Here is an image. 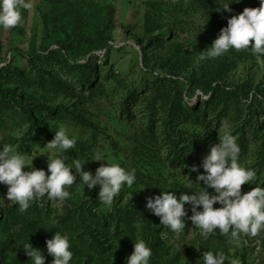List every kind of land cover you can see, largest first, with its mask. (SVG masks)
Here are the masks:
<instances>
[{"label": "rangeland", "instance_id": "374dc122", "mask_svg": "<svg viewBox=\"0 0 264 264\" xmlns=\"http://www.w3.org/2000/svg\"><path fill=\"white\" fill-rule=\"evenodd\" d=\"M227 2L235 0H32L18 26L0 28V147L16 146L29 156V165L39 155L32 166L47 173L43 147L51 139L42 133L54 136L64 125L78 136L72 154H63L68 163L88 160L83 170L93 174L106 162L136 172L132 188L122 187L110 207L100 203L99 186L83 191L73 185L63 204L34 201L24 213L5 199L0 264H30L22 245L28 239L45 264H52L46 241L57 231L70 237V264H126L138 237L152 249L150 264H196L209 250L238 257L240 264H264V231L236 247L219 234L203 240L188 220L176 237L145 208L146 197L161 191H175L177 197L192 193L185 165L201 164L210 146L219 143L224 120L239 145L240 165L255 169L257 183L264 186V99L254 94L244 102L227 90L248 82L264 98V58L248 50L204 61L196 55L211 46L231 16L260 6L259 0H241L229 5L231 12L215 10ZM60 42L75 48L68 54L70 65L41 55L42 48ZM26 105L49 110L32 109L42 133L28 120ZM197 127L206 129L203 137ZM97 151L104 161L89 160ZM167 154L176 155L177 167L168 164ZM255 186L242 185V192ZM6 192L0 185V197Z\"/></svg>", "mask_w": 264, "mask_h": 264}, {"label": "clouds", "instance_id": "9594fccd", "mask_svg": "<svg viewBox=\"0 0 264 264\" xmlns=\"http://www.w3.org/2000/svg\"><path fill=\"white\" fill-rule=\"evenodd\" d=\"M240 2H227L215 10L231 12L229 5ZM259 5L258 8L246 7L242 13L231 16L211 46L196 54L199 60L215 59L230 50H248L258 58H264V0H259ZM32 7V0H0V28H15L21 22L22 10H30ZM69 131L66 126L60 125L53 139L43 147L48 159L47 173L32 166L33 160L39 155L33 156L29 165V156L17 151L16 146L5 144L0 147V185L7 186V192L0 197V204L5 205L6 199L18 205L20 213L26 212L34 201L47 199L63 204L71 197L68 188L76 185L82 186L83 191L85 187L91 191L99 186L100 203L110 207L120 195L122 187L132 188L136 181L135 169L127 170L120 164L106 162L93 174L83 170L88 160L82 163L80 159H73L68 163L63 154L74 149L78 142V136L70 135ZM195 131L203 137L206 129L197 127ZM218 132L219 143L210 146L201 164L190 169V172L197 173L203 169V173L196 176V183L189 178L187 189H191L192 193L181 192L177 197L175 191H161L159 195L146 197L145 208L159 218L160 226L176 237L183 233L186 221L190 220L203 240L219 234L229 237L230 242L239 247L243 238L256 237L264 231V186L257 183L255 169L240 165V148L227 120L221 123ZM89 160L104 161L98 151ZM25 168L30 170H23ZM77 177L80 179L79 184L75 183ZM194 184L199 185L198 190H193ZM245 184L256 186L243 193L242 185ZM217 204L220 207H214ZM186 205L190 208L186 209ZM22 245L25 254L31 258L30 264H45V256L33 248L29 239ZM46 247L48 255L53 258L52 264H70L73 259L71 240L67 234L55 232L46 241ZM151 257L152 249L138 237L126 264H150ZM225 261L228 264H240L238 257L210 250L205 251L203 258L196 264H225Z\"/></svg>", "mask_w": 264, "mask_h": 264}, {"label": "trees", "instance_id": "16d2710c", "mask_svg": "<svg viewBox=\"0 0 264 264\" xmlns=\"http://www.w3.org/2000/svg\"><path fill=\"white\" fill-rule=\"evenodd\" d=\"M108 42L109 40H107L104 44V50H105V53L104 55L102 56V60L106 61L108 56H109V46H108ZM41 55H43L44 57H46L47 59H59L61 58L64 62V65H70L69 64V57H68V54L69 53H72V54H75V48L72 44H66V43H63V42H60L58 43L56 46H49L47 48H42L41 50ZM70 55V54H69ZM88 58L84 59L85 62H87ZM77 67H80V65H76ZM73 69V68H72ZM80 79L79 81H86V78L82 75H79L78 76ZM77 77V78H78ZM216 87H223V88H226L224 87L223 85L221 84H216L215 85ZM215 87H211L210 90H207L205 93V98L204 100L205 101H208L209 100V95L210 94H207L208 92H211ZM229 91V94L232 96V97H235V98H239L240 100L244 101V102H248L252 99V96L255 94L256 96H259L260 98L264 99L263 96H262V93L258 90H253L251 88V85L248 83V82H244L242 83L241 85H238V86H235V87H231V88H228L227 89ZM208 95V97H207ZM16 103L19 104V100H15ZM37 109L38 111L40 112H49V110L46 108V107H42V106H39V105H33L31 107V109H28V105L26 106H23V109H24V112L27 113V118L28 120L31 122L35 132H38V133H42L41 130L39 129L38 127V122L36 120V118L33 116V112H32V109ZM54 111V110H52ZM74 121L80 125H86V123L78 118V117H73ZM42 134H44L47 138L49 139H53V135L51 134H47L45 132H43ZM173 152L177 153V149H175V151L172 149ZM68 154H72V152L69 150L68 152H66ZM167 157V162L170 166H173V167H177L179 165V162L180 161H176V155L174 156H168V154L166 155ZM181 158V157H180ZM176 159V160H175ZM166 160V159H165ZM185 167H190L189 168V178L192 180V181H195L196 179V174L197 172H190V169H191V166H188V165H185ZM189 179V180H190Z\"/></svg>", "mask_w": 264, "mask_h": 264}]
</instances>
